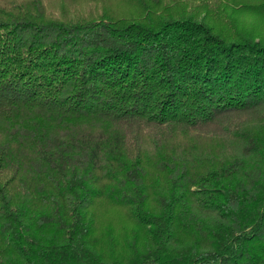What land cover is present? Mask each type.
Masks as SVG:
<instances>
[{
	"label": "trees",
	"instance_id": "16d2710c",
	"mask_svg": "<svg viewBox=\"0 0 264 264\" xmlns=\"http://www.w3.org/2000/svg\"><path fill=\"white\" fill-rule=\"evenodd\" d=\"M123 1L0 2V264H264V36Z\"/></svg>",
	"mask_w": 264,
	"mask_h": 264
},
{
	"label": "rangeland",
	"instance_id": "374dc122",
	"mask_svg": "<svg viewBox=\"0 0 264 264\" xmlns=\"http://www.w3.org/2000/svg\"><path fill=\"white\" fill-rule=\"evenodd\" d=\"M5 0H0V2ZM8 1H20V0H8ZM26 1V0H24ZM41 3L50 8V12L53 14L60 13V4L59 0H40ZM106 3L105 8L115 14H127L132 13L133 7L123 0H64L66 4L65 7L68 8L69 12H76L79 15L93 14L96 15L102 11V3ZM160 8L163 6V10L166 12L192 15L195 17H202L204 14V9H208L209 13L214 14L211 17H217L224 22L232 23V27H237V30L240 28H246L253 32L254 35L264 36V18L261 16H255L253 13L248 11L240 10L237 7H232V0H160ZM50 3V4H49ZM237 11V12H236ZM206 10V17L208 16ZM210 19V18H207ZM212 19V18H211ZM237 24V26L235 25ZM239 28V29H238ZM201 139L199 140L200 143ZM220 141H218L219 143ZM147 143V142H145ZM210 141H204L202 139V144L206 150L210 145ZM144 149L150 150L148 144L145 145ZM97 213V212H96ZM99 229L101 227L102 232L104 233H113L112 236L118 235V237L124 234L123 230L127 227L126 218L119 212L114 209H109L107 207L99 208L97 213L96 221Z\"/></svg>",
	"mask_w": 264,
	"mask_h": 264
}]
</instances>
